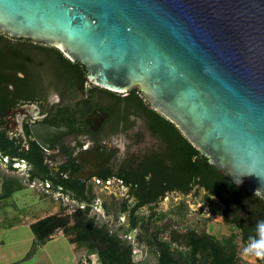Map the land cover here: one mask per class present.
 <instances>
[{
	"label": "flooded vegetation",
	"instance_id": "flooded-vegetation-1",
	"mask_svg": "<svg viewBox=\"0 0 264 264\" xmlns=\"http://www.w3.org/2000/svg\"><path fill=\"white\" fill-rule=\"evenodd\" d=\"M165 120L138 86L100 88L59 47L0 32L8 172L86 209L142 264H264L242 255L264 198L220 176Z\"/></svg>",
	"mask_w": 264,
	"mask_h": 264
},
{
	"label": "water",
	"instance_id": "water-1",
	"mask_svg": "<svg viewBox=\"0 0 264 264\" xmlns=\"http://www.w3.org/2000/svg\"><path fill=\"white\" fill-rule=\"evenodd\" d=\"M0 32L53 45L96 86H138L239 190L264 198V0H0Z\"/></svg>",
	"mask_w": 264,
	"mask_h": 264
},
{
	"label": "trees",
	"instance_id": "trees-1",
	"mask_svg": "<svg viewBox=\"0 0 264 264\" xmlns=\"http://www.w3.org/2000/svg\"><path fill=\"white\" fill-rule=\"evenodd\" d=\"M188 146L193 153L199 154L189 143ZM205 165L211 167L207 162ZM0 178V201L24 187L19 177L0 174ZM33 179V176L27 177L28 182ZM29 228L35 247H41L47 241L62 235L72 245L74 251L95 252L101 264H139L133 261L130 248L122 241L110 237L94 219L88 217L86 209L60 206L58 211L29 223ZM33 252L34 249H30L23 258L8 264L25 263Z\"/></svg>",
	"mask_w": 264,
	"mask_h": 264
},
{
	"label": "rangeland",
	"instance_id": "rangeland-1",
	"mask_svg": "<svg viewBox=\"0 0 264 264\" xmlns=\"http://www.w3.org/2000/svg\"><path fill=\"white\" fill-rule=\"evenodd\" d=\"M0 174L16 176L14 173L8 172L1 163ZM16 177L20 178L24 187L15 191L9 198L0 201V241L4 243L3 248L0 247V257H2L0 258V264L11 260L13 256L25 249H34V252L30 255L31 257L29 256L28 262L30 263L35 261L40 250H44L43 253L41 252L42 255L44 253L49 255H47L48 259L46 255L41 258L42 264L68 263L71 251L65 237L62 235L56 237L44 248L35 247L30 239L32 232L29 223L58 211L60 206L66 208H72V206L65 205L66 200L61 199L57 194L46 192L37 181L28 182L26 176L20 173ZM15 223L18 224V227L9 228ZM11 241H14V244H11ZM68 256H70L69 259Z\"/></svg>",
	"mask_w": 264,
	"mask_h": 264
},
{
	"label": "crops",
	"instance_id": "crops-1",
	"mask_svg": "<svg viewBox=\"0 0 264 264\" xmlns=\"http://www.w3.org/2000/svg\"><path fill=\"white\" fill-rule=\"evenodd\" d=\"M15 227H18V224H14V225H12V226H9V228H15ZM56 238V237H55ZM55 238H53V239H51V240H49V241H47L45 244H43L42 246H41V248L43 247L44 248V246H46L48 243H50V242H52V241H54V239ZM30 239H31V241H33V235L30 237ZM66 239V238H65ZM15 243H16V241H15ZM11 244H14V241H11ZM68 244L70 245V251H71V257L70 256H68V259H69V257H70V259L68 260V263L66 262L65 264H80V263H82L84 260L85 261H87V262H90V255H88L86 252H84V251H82V252H76V251H74L73 250V248H72V245L68 242ZM3 246H4V243H3V241H0V247H1V249L3 248ZM0 249V250H1ZM57 249V248H56ZM28 250V249H27ZM26 249L25 250H22L21 252H19L18 254H16L15 256H13V258H11V260H9V261H5V263L4 264H8V263H12V262H14V261H18V260H20L28 251H27ZM41 252L43 253L44 252V250H40L39 251V253H38V255L36 256V259H35V261L34 262H25V263H22V264H42L41 263V261L40 260H42L41 258H43L45 255H46V253H44L43 255L41 254ZM48 255V254H47ZM47 255H46V258L48 259V257H47ZM92 255V254H91ZM94 255V254H93ZM49 256V255H48ZM0 258H2V257H0ZM133 259V261L134 262H138L139 264H142V262L141 261H139V259H137V258H132ZM144 264V263H143Z\"/></svg>",
	"mask_w": 264,
	"mask_h": 264
},
{
	"label": "clouds",
	"instance_id": "clouds-1",
	"mask_svg": "<svg viewBox=\"0 0 264 264\" xmlns=\"http://www.w3.org/2000/svg\"><path fill=\"white\" fill-rule=\"evenodd\" d=\"M254 231L256 234L249 237L242 255L246 258H254L256 261H264V219L257 221Z\"/></svg>",
	"mask_w": 264,
	"mask_h": 264
},
{
	"label": "built area",
	"instance_id": "built-area-1",
	"mask_svg": "<svg viewBox=\"0 0 264 264\" xmlns=\"http://www.w3.org/2000/svg\"><path fill=\"white\" fill-rule=\"evenodd\" d=\"M90 262L83 261L80 264H101L99 258L96 255H90Z\"/></svg>",
	"mask_w": 264,
	"mask_h": 264
}]
</instances>
